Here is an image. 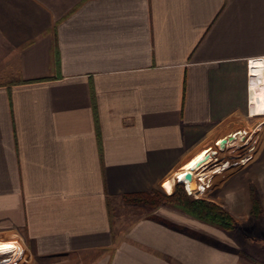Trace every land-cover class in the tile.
<instances>
[{"label": "crops", "instance_id": "obj_1", "mask_svg": "<svg viewBox=\"0 0 264 264\" xmlns=\"http://www.w3.org/2000/svg\"><path fill=\"white\" fill-rule=\"evenodd\" d=\"M263 86L264 0H0V263L237 264L218 228L124 197L245 146L212 200L254 181L264 205Z\"/></svg>", "mask_w": 264, "mask_h": 264}, {"label": "rangeland", "instance_id": "obj_2", "mask_svg": "<svg viewBox=\"0 0 264 264\" xmlns=\"http://www.w3.org/2000/svg\"><path fill=\"white\" fill-rule=\"evenodd\" d=\"M243 147L236 148L234 152L224 157V159L221 161L222 163H220L219 165H216L217 166L216 171L209 169L210 167H212L211 165L206 167V170L208 172L205 174V180L209 181L210 183L209 185L211 187L209 185H208L209 187L206 186V191H204L203 193L199 195H196V194H189V195H191L193 198H205L210 201H213L212 200L213 197L214 198L216 197L214 194L215 193L217 194V191L215 190V188L213 189V186L214 185L216 186L218 184L217 183L219 180L218 175L223 174L226 176L228 174L227 171L234 170L238 168L240 165H242V163L240 162L241 159L239 158V156L242 158L241 155L244 150ZM253 148L254 147H252V149ZM251 153H252L251 155H253L254 151H251ZM217 155L219 154L217 153ZM229 159H230V162L228 161ZM236 162L238 163L236 164ZM224 163L225 164L227 163V165H225ZM220 165L221 167H218ZM219 171H222L223 173H220ZM222 177L224 176H221V178ZM178 186H182L184 190L186 191L183 185H179L176 183V185L173 186V189L170 191V193L177 190ZM252 187H253L255 197L258 198V200L261 202L260 195H259V192L257 190V187L254 181L249 183V189H250V196H249L250 200L249 201L250 202L247 206L242 205V207H238L239 204H236V203H235V206L234 204L231 205V203L228 200H226L227 199L226 194L221 195V198H220L222 199V202L226 201V204H224V206L213 201L219 204L220 206H222L225 210H227L231 214V216L237 223L236 228L222 229L213 224H209L203 221L204 223L210 226L218 228L219 229L218 232L220 234H224L229 237V238L225 237V239L229 240L230 242L229 244L232 245L231 247H234V252L237 257V264H264V205L262 204V202L260 203L261 210L258 216H255L252 214V207H253V197H252L253 193L251 192ZM160 190L166 193H169L164 188H160ZM143 211H144V207L142 206L139 207V209L131 208L128 205L121 206L119 209H117V214L121 218L120 226L125 227L126 223L128 222L127 220L134 219L138 215V213L142 214ZM213 243L217 244L220 250H226L228 248L225 246L228 242L222 239H220L219 242L213 241ZM20 244L23 246L22 243Z\"/></svg>", "mask_w": 264, "mask_h": 264}, {"label": "trees", "instance_id": "obj_3", "mask_svg": "<svg viewBox=\"0 0 264 264\" xmlns=\"http://www.w3.org/2000/svg\"><path fill=\"white\" fill-rule=\"evenodd\" d=\"M253 207L252 214L258 216L261 210V202L255 197L253 187ZM125 202L142 204L150 209L165 203L182 209L195 218L213 224L222 229H232L237 227V223L231 214L219 204L205 198H193L187 194L182 186L172 193H166L160 189H153L132 195H125Z\"/></svg>", "mask_w": 264, "mask_h": 264}, {"label": "built area", "instance_id": "obj_4", "mask_svg": "<svg viewBox=\"0 0 264 264\" xmlns=\"http://www.w3.org/2000/svg\"><path fill=\"white\" fill-rule=\"evenodd\" d=\"M255 60H253V59H251L250 60V65L252 66V67H255L254 66V62ZM213 150H211L210 152H212ZM207 152H209V151H207ZM213 154V153H212ZM246 154L247 153H244V155L242 156V158H241V161L240 162H245L247 159H249L251 156H246ZM214 155V154H213ZM238 162H236V164H237ZM234 164V163H233ZM225 166V165H224ZM203 167V170L202 171H206V172H208L207 170H206V167H208V166H206V163H203V165L201 166V167H199V168H197V169H192V168H185V169H183V171L181 172V175L179 174V173H176V175L175 176H177V177H175L176 178V183L177 184H179V185H183L184 187H185V189H186V191H187V193L188 194H191L190 193V191H189V189L186 187V182L187 181H190V180H195L196 179V175H195V173L196 172H198V170L199 169H201ZM216 168V167H211V168H209V169H211V170H214V169ZM188 171H191V173H192V178L191 179H186L185 178V174L188 172ZM182 177V180H181V177ZM200 178V177H199ZM200 180V179H199ZM203 182V181H202ZM205 182V185L206 186H208L210 183H209V181H204ZM23 247V250H21L20 251V249H19V254H21V255H19L20 257H22L23 258V260H21V258L19 257V258H17V259H19V260H14V261H9V262H2V263H0V264H30L31 263V254L28 252V250L24 247V246H22Z\"/></svg>", "mask_w": 264, "mask_h": 264}, {"label": "bare ground", "instance_id": "obj_5", "mask_svg": "<svg viewBox=\"0 0 264 264\" xmlns=\"http://www.w3.org/2000/svg\"><path fill=\"white\" fill-rule=\"evenodd\" d=\"M254 90H256V95H257V93L260 91V90H258L257 89V87H254ZM261 92L263 93V98H264V86H263V88L261 89ZM255 106V105H254ZM254 109H256V106H255V108ZM259 109V108H258ZM261 109V108H260ZM257 152V151H256ZM255 154V153H254ZM253 154V155H254ZM243 156V155H242ZM240 159H241V157H239ZM254 159V158H253ZM252 159V160H253ZM242 163V162H241ZM212 163H210V165H211ZM239 166V165H238ZM234 172H235V170H234ZM200 173H196V179L195 180H198V179H200L199 177H200ZM198 176V177H197ZM223 178V177H222ZM221 179V178H220ZM210 186V185H209ZM208 186V187H209ZM211 187V186H210ZM187 188L189 189V191H190V193L191 194H195L194 193V191H193V188H192V180H190V181H188L187 182ZM197 188V187H196ZM196 195H199V194H201V193H203L204 191H206V185L205 186H201V187H199V188H197L196 190ZM215 195V194H214ZM218 195V194H217Z\"/></svg>", "mask_w": 264, "mask_h": 264}, {"label": "water", "instance_id": "obj_6", "mask_svg": "<svg viewBox=\"0 0 264 264\" xmlns=\"http://www.w3.org/2000/svg\"><path fill=\"white\" fill-rule=\"evenodd\" d=\"M237 142H239V141H237ZM228 145V144H227ZM225 143L224 144H222V147L223 148H229V149H231V148H233V144L231 145H228L227 146ZM214 154H215V152H213ZM206 157L202 160V161H197L196 163H195V165H194V167L193 168H199V167H201L202 165H203V163L204 162H206V161H208L209 160V156L208 155H205ZM192 168V169H193ZM185 178L186 179H191L192 178V173H191V171H188L186 174H185Z\"/></svg>", "mask_w": 264, "mask_h": 264}]
</instances>
